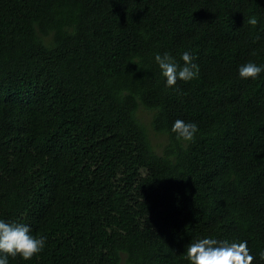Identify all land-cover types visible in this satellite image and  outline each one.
I'll return each mask as SVG.
<instances>
[{
  "label": "trees",
  "instance_id": "trees-1",
  "mask_svg": "<svg viewBox=\"0 0 264 264\" xmlns=\"http://www.w3.org/2000/svg\"><path fill=\"white\" fill-rule=\"evenodd\" d=\"M165 51L198 75L166 89ZM247 61L264 64V0H0V219L47 237L9 264H189L206 236L264 264V72L240 79Z\"/></svg>",
  "mask_w": 264,
  "mask_h": 264
},
{
  "label": "clouds",
  "instance_id": "clouds-1",
  "mask_svg": "<svg viewBox=\"0 0 264 264\" xmlns=\"http://www.w3.org/2000/svg\"><path fill=\"white\" fill-rule=\"evenodd\" d=\"M247 23L255 27L259 23L257 16L249 15ZM153 61L166 89L176 85L178 80L186 82L198 75V65L194 63V56L189 51L181 53L180 61L183 63L178 62L167 51L162 54L155 53ZM262 72L264 64L253 61L240 64L237 68V75L242 80H255ZM170 132L176 140L187 144L194 140L198 126L193 121L176 119ZM46 240L44 235H34L28 224L0 219V264H9V256H19L23 260L32 259L43 250ZM258 256L264 260V249L259 251ZM184 258L189 264H251L254 256L247 247L246 240L229 242L206 236L189 243Z\"/></svg>",
  "mask_w": 264,
  "mask_h": 264
}]
</instances>
